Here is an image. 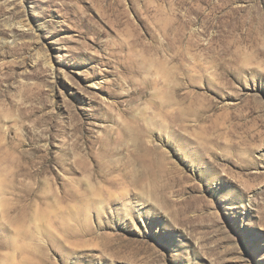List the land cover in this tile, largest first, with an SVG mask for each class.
Returning a JSON list of instances; mask_svg holds the SVG:
<instances>
[{"label": "rangeland", "instance_id": "1", "mask_svg": "<svg viewBox=\"0 0 264 264\" xmlns=\"http://www.w3.org/2000/svg\"><path fill=\"white\" fill-rule=\"evenodd\" d=\"M0 264H264V0H0Z\"/></svg>", "mask_w": 264, "mask_h": 264}, {"label": "snow or ice", "instance_id": "2", "mask_svg": "<svg viewBox=\"0 0 264 264\" xmlns=\"http://www.w3.org/2000/svg\"><path fill=\"white\" fill-rule=\"evenodd\" d=\"M133 214H135V212L133 211Z\"/></svg>", "mask_w": 264, "mask_h": 264}]
</instances>
